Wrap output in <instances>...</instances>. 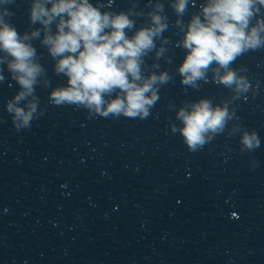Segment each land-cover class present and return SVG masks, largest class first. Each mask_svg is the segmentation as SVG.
Masks as SVG:
<instances>
[{"label":"clouds","instance_id":"obj_1","mask_svg":"<svg viewBox=\"0 0 264 264\" xmlns=\"http://www.w3.org/2000/svg\"><path fill=\"white\" fill-rule=\"evenodd\" d=\"M12 2L0 0V65H6L11 80L19 86L5 105L17 130L30 127L42 115L37 111L36 87H50L34 40L54 60L55 74L67 78L66 85L49 92L51 104L83 107L90 115L102 117L146 119L151 114L160 99V87L173 79L167 70H159L158 63L147 74L143 71L150 53L159 60L168 51L169 41L163 33L169 20L160 0H148L146 14L135 11V4L127 11L114 12L102 11V5L90 0H31L29 22L40 27L22 34L8 19L14 15L7 7ZM189 3H170L177 16L174 23L183 33L176 47L186 50L177 67L180 83L196 89L199 82H208L211 73L213 82L232 92L231 99L219 104L202 97L176 110L182 126L172 124L171 130L179 132L188 150L195 152L224 132L235 116L230 105L251 89L247 76L241 74L247 72L246 67L234 69L232 65L247 52L264 48V0H205L185 23ZM143 15L148 22L137 28L131 17ZM4 80L0 69V82ZM241 131V151L260 146L256 131L236 126L230 134Z\"/></svg>","mask_w":264,"mask_h":264}]
</instances>
